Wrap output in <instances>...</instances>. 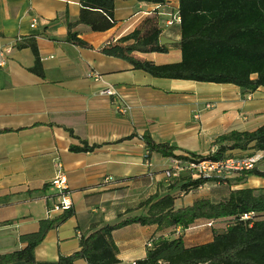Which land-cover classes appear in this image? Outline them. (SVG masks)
Returning a JSON list of instances; mask_svg holds the SVG:
<instances>
[{
	"label": "crops",
	"instance_id": "1",
	"mask_svg": "<svg viewBox=\"0 0 264 264\" xmlns=\"http://www.w3.org/2000/svg\"><path fill=\"white\" fill-rule=\"evenodd\" d=\"M178 8L179 0H116L115 25L95 31L77 22L80 0H0V49L14 46L0 65V253L26 247L24 237L57 215L51 210L61 195L51 181L59 168L68 177L73 215L36 246L41 261L74 253L81 247L79 233L144 214L148 208L140 206L143 201L170 190L173 179L164 171L174 157L150 153L145 132L176 146V154H203L217 148L214 141L221 134L264 124V87L249 92L232 83L156 77L101 50L154 16L164 35L179 40ZM68 21L76 22L72 30L91 47L68 40ZM18 35L35 41L37 53L30 45L18 47ZM133 53L158 64L182 58L181 49L172 45L164 52ZM38 65L41 73L33 69ZM216 85L221 87H207ZM107 87L121 96L102 93ZM85 144L96 146L71 149ZM254 154L261 156L264 150ZM259 166L264 169V159ZM237 185L264 188V177L250 175ZM197 189L175 190L176 207L191 204V192ZM210 220L198 218L182 231L138 222L117 228L118 257L136 263L146 256L150 240L162 234L182 235L187 246L208 242L222 223L209 226Z\"/></svg>",
	"mask_w": 264,
	"mask_h": 264
},
{
	"label": "trees",
	"instance_id": "2",
	"mask_svg": "<svg viewBox=\"0 0 264 264\" xmlns=\"http://www.w3.org/2000/svg\"><path fill=\"white\" fill-rule=\"evenodd\" d=\"M116 0H80L81 12L77 22L89 25L95 31L112 28L115 23ZM164 3L166 0H139ZM180 39L174 44H161L163 30L157 17H151L130 33L116 41L105 44L101 50L106 54L129 61L134 68L153 76L201 82L232 83L246 91L254 92L264 87V0H179ZM76 22L68 21V40L78 45H91L78 36L72 28ZM18 47L30 45L35 53V41H19ZM181 49L179 61L158 64L150 59L139 58L134 51L164 52L169 46ZM39 61V59L37 60ZM39 71V65L33 68ZM73 134V131H70ZM142 138L148 151L163 156L187 159L202 154L188 152L176 154V146L169 142L156 141L150 132ZM214 145L217 148L208 157L220 159L229 155H251L264 150V124L254 130H232L219 135ZM96 145H72V150L88 151ZM241 151V152H235ZM250 175L264 177V169L256 166L228 177L181 174L171 182L170 190L151 195L140 206L146 213L120 217L114 223L93 227L82 234L81 247L70 255H61L58 260H38L36 246L48 231L73 215V209L57 213L42 222L41 229L25 236L26 247L0 253V264L24 261L26 264H75L79 258L86 264H125L118 257V246L113 231L127 224H156L158 228L191 226L198 218L225 221L227 225L216 230L212 240L187 246L182 235L166 237L158 235L150 240L146 256L137 264H264V188H234L227 197L214 201L198 197L193 203L176 207L175 190L189 193L208 182L234 184L246 182ZM251 214L244 219L242 216ZM130 264V263H128Z\"/></svg>",
	"mask_w": 264,
	"mask_h": 264
},
{
	"label": "built area",
	"instance_id": "3",
	"mask_svg": "<svg viewBox=\"0 0 264 264\" xmlns=\"http://www.w3.org/2000/svg\"><path fill=\"white\" fill-rule=\"evenodd\" d=\"M176 20L180 21L179 14L175 17ZM174 19H170L167 23L172 24ZM37 23L36 19H33L31 26H35ZM23 39L22 36L18 35L15 39V44ZM14 46L5 45L0 49V65L4 64L8 59L9 55L12 52ZM97 78H100V75L95 73ZM104 94H117L121 96L116 90L112 87H107L102 90ZM127 106V105H126ZM215 149L203 153L200 157H190L187 159L182 158H173L171 161V165L169 168L165 169L164 174L167 179L171 180L176 177H179L183 174H194L200 176H219V177H228L239 173L244 170L252 169L256 166H259V162L261 158L264 156H258L257 154L251 155H229L220 159H214L208 157L210 152H214ZM51 185L56 188V190L60 193V201L57 202L51 211H55L57 213H61L67 209L72 208L71 201V192L69 181L66 173L62 170V168L58 169L57 174L51 181ZM251 214L245 213L242 218L246 219L250 217ZM207 225L212 226L213 221H207ZM81 238L82 234H78ZM151 245V243H149ZM137 264V263H132Z\"/></svg>",
	"mask_w": 264,
	"mask_h": 264
},
{
	"label": "rangeland",
	"instance_id": "4",
	"mask_svg": "<svg viewBox=\"0 0 264 264\" xmlns=\"http://www.w3.org/2000/svg\"><path fill=\"white\" fill-rule=\"evenodd\" d=\"M218 84V83H216ZM223 84V83H222ZM225 84V83H224ZM207 87H215V88H219L221 86H207ZM264 159V156L261 158V160ZM260 160V161H261ZM197 176V175H196ZM238 187V185L234 184L231 181H227V182H223V183H218V182H208L206 184H204L203 186H201L200 189H197L193 192H191V196H193V201L199 197H209L210 199L217 201L220 200L224 197H227L230 193V191L234 188ZM202 195V196H200ZM196 197V198H195ZM178 204H180V202H177ZM193 203V202H192ZM227 225V223L225 221H223L220 226L219 229L217 230H221L223 229L225 226ZM183 229L181 228V231Z\"/></svg>",
	"mask_w": 264,
	"mask_h": 264
},
{
	"label": "water",
	"instance_id": "5",
	"mask_svg": "<svg viewBox=\"0 0 264 264\" xmlns=\"http://www.w3.org/2000/svg\"><path fill=\"white\" fill-rule=\"evenodd\" d=\"M177 41H178L177 39L170 38L164 34L160 36V43L161 44H174Z\"/></svg>",
	"mask_w": 264,
	"mask_h": 264
}]
</instances>
